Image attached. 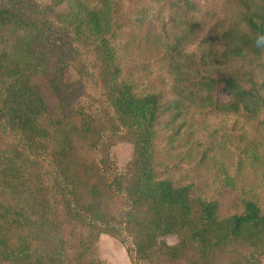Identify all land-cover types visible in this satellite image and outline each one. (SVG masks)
Segmentation results:
<instances>
[{"label":"trees","instance_id":"trees-1","mask_svg":"<svg viewBox=\"0 0 264 264\" xmlns=\"http://www.w3.org/2000/svg\"><path fill=\"white\" fill-rule=\"evenodd\" d=\"M51 1L0 0V264H264V0Z\"/></svg>","mask_w":264,"mask_h":264},{"label":"rangeland","instance_id":"rangeland-1","mask_svg":"<svg viewBox=\"0 0 264 264\" xmlns=\"http://www.w3.org/2000/svg\"><path fill=\"white\" fill-rule=\"evenodd\" d=\"M37 1L43 6H50L52 4L51 0ZM56 11L58 13H67V4L64 3L60 7H57ZM62 81L65 84H75V86L78 87V95L75 100L76 108H83L86 112L92 115H96L99 112L102 92L93 80L89 77L81 76L75 67L70 66L64 69L62 73ZM43 89L45 90V100L47 103H49L50 106L57 108L58 105L56 104L54 96L49 94V92H46L45 87H43ZM219 97L222 102L228 101V97L223 92L219 94ZM57 113L58 112L55 114ZM133 150V146L128 143L118 144L111 149L110 155L117 166L119 174L125 173L126 167L132 159ZM86 157L92 163L97 162L98 157L94 151L89 152ZM160 241H164L168 245L174 246L178 243V238L176 236H167L160 239ZM98 254L102 260L107 259L108 255H111L112 258H114L115 264H132L125 248L117 240L107 235L101 237L98 244Z\"/></svg>","mask_w":264,"mask_h":264},{"label":"clouds","instance_id":"clouds-1","mask_svg":"<svg viewBox=\"0 0 264 264\" xmlns=\"http://www.w3.org/2000/svg\"><path fill=\"white\" fill-rule=\"evenodd\" d=\"M257 47H264V36H259L256 41Z\"/></svg>","mask_w":264,"mask_h":264},{"label":"crops","instance_id":"crops-1","mask_svg":"<svg viewBox=\"0 0 264 264\" xmlns=\"http://www.w3.org/2000/svg\"><path fill=\"white\" fill-rule=\"evenodd\" d=\"M126 256V255H125ZM126 258H127V256H126ZM103 260H107V262L109 263V264H115V262H114V258H112V256L111 255H108V257H107V259H103Z\"/></svg>","mask_w":264,"mask_h":264}]
</instances>
